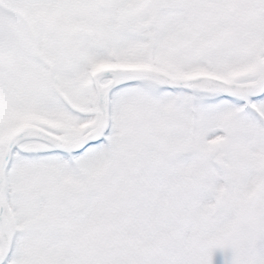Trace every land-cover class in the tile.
Returning a JSON list of instances; mask_svg holds the SVG:
<instances>
[{"label": "snow or ice", "instance_id": "obj_1", "mask_svg": "<svg viewBox=\"0 0 264 264\" xmlns=\"http://www.w3.org/2000/svg\"><path fill=\"white\" fill-rule=\"evenodd\" d=\"M0 264H264V0H0Z\"/></svg>", "mask_w": 264, "mask_h": 264}]
</instances>
